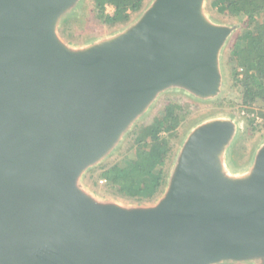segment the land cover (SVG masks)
I'll list each match as a JSON object with an SVG mask.
<instances>
[{
    "label": "water",
    "instance_id": "95a60500",
    "mask_svg": "<svg viewBox=\"0 0 264 264\" xmlns=\"http://www.w3.org/2000/svg\"><path fill=\"white\" fill-rule=\"evenodd\" d=\"M203 1L155 0L76 48L57 27L77 0H0V264H264V144L246 175L229 174L230 119L192 132L156 205L102 202L79 181L160 90L220 92L232 28Z\"/></svg>",
    "mask_w": 264,
    "mask_h": 264
},
{
    "label": "rangeland",
    "instance_id": "374dc122",
    "mask_svg": "<svg viewBox=\"0 0 264 264\" xmlns=\"http://www.w3.org/2000/svg\"><path fill=\"white\" fill-rule=\"evenodd\" d=\"M155 0H146L145 5L132 13L128 20L105 24L103 18L97 16L94 0H77L58 22L57 31L60 37L72 47H82L94 40H100L120 34L139 22L144 13ZM113 7L106 8L107 14H112ZM206 19L215 25H226L232 28L219 52V66L222 76L220 92L211 98H203L191 91L177 86H169L160 90L122 133L115 146L102 158L91 164L80 176L81 187L90 195L102 202L116 203L123 207H148L156 205L169 189V180L182 149L194 130L204 123L214 119H230L235 122L236 130L230 144L225 149V167L229 174L243 176L252 168L258 150L264 144V107L254 106L241 108L237 104L238 88L234 78L235 73L242 76L235 50L241 51L248 41L252 40L249 33L250 25L246 18L220 11L204 0L202 6ZM240 76V77H241ZM182 107L186 115L175 124L173 136L170 138V168L165 174L155 173L153 180L159 190L152 200L139 202L127 199L104 189L95 178L102 168L126 158L138 159L141 148L134 143V132L140 125H157V120L164 107L169 104ZM254 115L263 117L253 119ZM163 132L162 135H165ZM100 184V185H99ZM211 264H260L259 258L223 259Z\"/></svg>",
    "mask_w": 264,
    "mask_h": 264
},
{
    "label": "trees",
    "instance_id": "16d2710c",
    "mask_svg": "<svg viewBox=\"0 0 264 264\" xmlns=\"http://www.w3.org/2000/svg\"><path fill=\"white\" fill-rule=\"evenodd\" d=\"M97 16L105 24L128 20L132 13L139 11L146 0H94ZM220 11L246 18L250 25L252 40L241 51L235 50V57L243 66L242 76L235 73L238 88L237 104L241 108L264 107V0H211ZM114 8L106 13V6ZM241 76V77H240ZM264 116V109H263ZM186 115L182 107L167 104L157 120V125H140L134 132V143L141 148L138 159L126 158L102 168L95 178H107L104 189L115 195L139 202L150 201L159 190L153 180L155 173L165 174L170 168V138L177 121ZM166 132L165 135H162ZM101 184V183H100ZM99 184V185H100Z\"/></svg>",
    "mask_w": 264,
    "mask_h": 264
},
{
    "label": "built area",
    "instance_id": "2783aa9c",
    "mask_svg": "<svg viewBox=\"0 0 264 264\" xmlns=\"http://www.w3.org/2000/svg\"><path fill=\"white\" fill-rule=\"evenodd\" d=\"M108 7H113L111 5H107L106 8L108 9ZM241 70H243V68H241ZM253 119L257 118V119H262L263 117L259 116V115H254V117H252ZM263 120V119H262ZM99 182L101 184H106L108 182L107 178L103 177L99 179Z\"/></svg>",
    "mask_w": 264,
    "mask_h": 264
},
{
    "label": "crops",
    "instance_id": "0c3cea01",
    "mask_svg": "<svg viewBox=\"0 0 264 264\" xmlns=\"http://www.w3.org/2000/svg\"><path fill=\"white\" fill-rule=\"evenodd\" d=\"M58 32V31H57ZM58 34H59V32H58ZM60 35V34H59ZM99 40V39H98ZM94 41H97V40H94ZM94 41H92V42H94ZM92 42H90V43H92Z\"/></svg>",
    "mask_w": 264,
    "mask_h": 264
}]
</instances>
